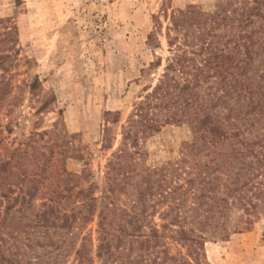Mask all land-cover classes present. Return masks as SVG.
Listing matches in <instances>:
<instances>
[{
	"label": "trees",
	"instance_id": "trees-1",
	"mask_svg": "<svg viewBox=\"0 0 264 264\" xmlns=\"http://www.w3.org/2000/svg\"><path fill=\"white\" fill-rule=\"evenodd\" d=\"M3 36L7 54L0 55V70L8 77L0 76L2 105L13 97L16 30L8 26ZM164 37L169 56L156 84L143 89L120 126V144L106 162L99 196L94 185L82 187L89 176L85 170L66 168L68 159L82 155L66 132L58 131V122L51 131L35 133L36 146L28 143L36 150L35 162L20 147L0 156L4 213L17 205L31 210L39 201L29 224L37 239H28L26 247L34 249V241L47 259L37 254L35 260L23 258V264L61 263L71 252L73 264H93L94 258L101 264H207L208 239L225 241L252 227L251 215L264 201V0H215L212 11L189 5L170 15ZM147 45L160 49L154 32ZM28 89L37 96L40 81L35 77ZM119 121V112H105L107 149L110 126ZM183 124L191 132L184 164L141 167V141L167 125ZM21 157L25 167L19 171ZM235 209L241 214L232 220ZM156 214L159 224L153 223ZM91 222L96 223L94 243L88 236L77 243L73 230ZM57 233L70 237L53 241ZM166 240L179 248L176 253ZM2 263L19 261L0 256Z\"/></svg>",
	"mask_w": 264,
	"mask_h": 264
},
{
	"label": "rangeland",
	"instance_id": "rangeland-1",
	"mask_svg": "<svg viewBox=\"0 0 264 264\" xmlns=\"http://www.w3.org/2000/svg\"><path fill=\"white\" fill-rule=\"evenodd\" d=\"M214 4L215 0H0V20L4 21L0 23V55L7 54L5 28L12 26L17 36L11 52L15 64L10 70L13 97L0 104V156L8 148L20 147L33 159L37 153L32 146L27 147L28 143L34 145L35 133L51 131L58 122V131H65L66 139L82 155L78 161L68 159L66 168L76 173L85 170L89 176L81 182L82 187L94 185L95 195L99 196L106 162L120 144V126L144 94L143 89L156 84L169 56L164 35L170 15L189 5L212 11ZM152 32L160 44L158 50L147 45V36ZM158 58L161 66L147 70ZM0 76L8 77L1 70ZM35 77L41 89L32 96L28 85ZM108 111L120 114L119 123L110 126V149L102 142L104 114ZM190 140L186 124L163 127L141 141L140 166L183 165V148ZM23 160H18L19 171L25 167ZM127 200L125 196L120 199L122 203ZM38 203L33 201L31 210ZM4 205L0 206V256L15 257L23 264V258L35 260L38 254L46 261L43 248L36 247L34 241V249L26 247L28 239L30 243V239H37L35 228L29 226L31 210H19L17 205L4 213ZM260 205L258 213L251 215L254 223L249 231L231 234L225 241H206L207 264H264L263 200ZM240 214L235 209L229 216L235 220ZM159 222L156 214L153 223ZM95 230L94 222L73 230L78 235L75 241L79 243L80 236H88L94 243ZM62 237L70 236L52 235L53 241ZM169 246L171 254L179 249L172 243ZM73 258L71 252L55 264H73ZM93 264L101 262L94 258Z\"/></svg>",
	"mask_w": 264,
	"mask_h": 264
}]
</instances>
